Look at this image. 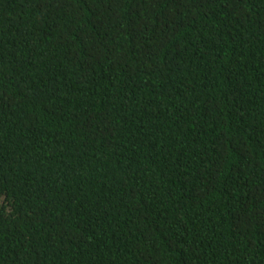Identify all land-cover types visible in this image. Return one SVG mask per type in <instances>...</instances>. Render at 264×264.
Listing matches in <instances>:
<instances>
[{
    "label": "trees",
    "instance_id": "16d2710c",
    "mask_svg": "<svg viewBox=\"0 0 264 264\" xmlns=\"http://www.w3.org/2000/svg\"><path fill=\"white\" fill-rule=\"evenodd\" d=\"M0 264H264V0H0Z\"/></svg>",
    "mask_w": 264,
    "mask_h": 264
}]
</instances>
